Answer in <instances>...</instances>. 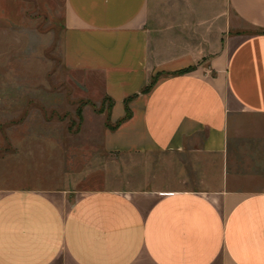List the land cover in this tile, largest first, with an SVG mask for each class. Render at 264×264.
Here are the masks:
<instances>
[{
  "label": "crops",
  "instance_id": "obj_1",
  "mask_svg": "<svg viewBox=\"0 0 264 264\" xmlns=\"http://www.w3.org/2000/svg\"><path fill=\"white\" fill-rule=\"evenodd\" d=\"M64 1L66 66L103 77L113 122L130 111L106 153L162 155L146 167H195L179 168L194 184L6 191L0 264H264V191L244 190L231 131L238 111L264 116V0Z\"/></svg>",
  "mask_w": 264,
  "mask_h": 264
},
{
  "label": "rangeland",
  "instance_id": "obj_2",
  "mask_svg": "<svg viewBox=\"0 0 264 264\" xmlns=\"http://www.w3.org/2000/svg\"><path fill=\"white\" fill-rule=\"evenodd\" d=\"M64 17V0H0V195L66 188L74 199L96 190L191 188L179 168L195 167H146L165 157L106 153L103 135L119 126L111 118L113 100L102 76L66 66ZM150 29L151 47L174 54V30ZM236 117V169L246 174L244 190L264 191V116L238 111ZM130 163L136 167H124Z\"/></svg>",
  "mask_w": 264,
  "mask_h": 264
},
{
  "label": "trees",
  "instance_id": "obj_3",
  "mask_svg": "<svg viewBox=\"0 0 264 264\" xmlns=\"http://www.w3.org/2000/svg\"><path fill=\"white\" fill-rule=\"evenodd\" d=\"M191 69H192V67H190L188 69H183V70H180L179 73L186 72V71L191 70ZM156 79H157V76L153 77L152 80H151V82L143 89V92L149 91L153 87ZM129 117H130V111H129L128 107H127V114H126V116L123 117L122 119H120L117 122V126L120 125L124 120L128 119ZM113 128H114V126H113ZM113 128H111V129H113Z\"/></svg>",
  "mask_w": 264,
  "mask_h": 264
}]
</instances>
